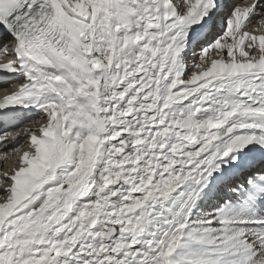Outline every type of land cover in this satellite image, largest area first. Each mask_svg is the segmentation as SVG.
<instances>
[{"label":"snow or ice","instance_id":"snow-or-ice-1","mask_svg":"<svg viewBox=\"0 0 264 264\" xmlns=\"http://www.w3.org/2000/svg\"><path fill=\"white\" fill-rule=\"evenodd\" d=\"M0 161V264H264V0H0Z\"/></svg>","mask_w":264,"mask_h":264},{"label":"bare ground","instance_id":"bare-ground-1","mask_svg":"<svg viewBox=\"0 0 264 264\" xmlns=\"http://www.w3.org/2000/svg\"><path fill=\"white\" fill-rule=\"evenodd\" d=\"M9 166H10V162H9ZM2 167H4V165H3V162L0 161V168H2Z\"/></svg>","mask_w":264,"mask_h":264}]
</instances>
